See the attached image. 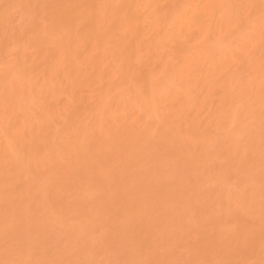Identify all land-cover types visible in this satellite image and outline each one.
<instances>
[{
    "label": "bare ground",
    "instance_id": "obj_1",
    "mask_svg": "<svg viewBox=\"0 0 264 264\" xmlns=\"http://www.w3.org/2000/svg\"><path fill=\"white\" fill-rule=\"evenodd\" d=\"M0 264H264V0H0Z\"/></svg>",
    "mask_w": 264,
    "mask_h": 264
}]
</instances>
